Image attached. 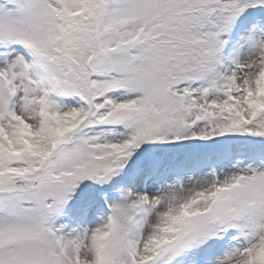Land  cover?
<instances>
[{
  "label": "snow or ice",
  "instance_id": "6c2138e0",
  "mask_svg": "<svg viewBox=\"0 0 264 264\" xmlns=\"http://www.w3.org/2000/svg\"><path fill=\"white\" fill-rule=\"evenodd\" d=\"M0 264H264V0H0Z\"/></svg>",
  "mask_w": 264,
  "mask_h": 264
}]
</instances>
